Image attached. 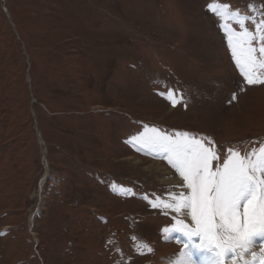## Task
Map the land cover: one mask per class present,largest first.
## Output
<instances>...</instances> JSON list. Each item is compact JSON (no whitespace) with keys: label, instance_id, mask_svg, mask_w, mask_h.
<instances>
[{"label":"rangeland","instance_id":"obj_1","mask_svg":"<svg viewBox=\"0 0 264 264\" xmlns=\"http://www.w3.org/2000/svg\"><path fill=\"white\" fill-rule=\"evenodd\" d=\"M209 5L264 14V0H0V264H170L185 250L176 219L194 226L162 206L182 178L132 138L188 132L221 159L264 144V84L246 83Z\"/></svg>","mask_w":264,"mask_h":264},{"label":"snow or ice","instance_id":"obj_2","mask_svg":"<svg viewBox=\"0 0 264 264\" xmlns=\"http://www.w3.org/2000/svg\"><path fill=\"white\" fill-rule=\"evenodd\" d=\"M209 8L223 21L221 26L232 58L246 83L264 84V14L257 20L239 11H229L230 5ZM249 8L254 10L252 5ZM229 20L240 30H234ZM249 23L254 25V32L247 27ZM161 95L173 107L182 99L172 90ZM131 142L138 143V150L153 158L166 159L188 190L171 195V202L162 204L173 213L190 216L194 225L176 219L174 230L186 237L185 250L177 264H193V249L207 253L208 264H239L241 260L243 264H264V248L259 257L254 251L260 247L255 244L256 239L264 241V144L243 155L229 148L221 159L214 147L188 132L169 135L152 127ZM213 143L208 139V145ZM157 206L152 203V207ZM195 238H199L198 243H194ZM138 250L140 254L144 250L152 252L146 243H140Z\"/></svg>","mask_w":264,"mask_h":264},{"label":"bare ground","instance_id":"obj_3","mask_svg":"<svg viewBox=\"0 0 264 264\" xmlns=\"http://www.w3.org/2000/svg\"><path fill=\"white\" fill-rule=\"evenodd\" d=\"M41 144H43V146H44V142H43V140H42V137H41ZM137 159H138V158H137ZM45 161H46V156H45ZM46 163H47V161H46ZM46 166H47V168L49 169L48 164H47ZM47 173H48V172H47ZM47 175H48V174H47ZM180 181H181V184H182V186H183V185H184V181H183L182 179H180ZM44 183H45V182L42 183V184H43L42 186H44ZM183 188H184V190H185L186 192H188V190H187L185 187H183ZM179 215H180V214H179ZM182 216L184 217L185 220H187L189 223H191L190 216L185 217L184 214H182ZM33 223H34V218L31 219V225H32ZM33 225H34V224H33ZM191 225H192V224H191ZM193 226H194V225H193ZM255 244L260 246V247H257V248L254 249V251H255L256 254H257V257H259L260 252H261V249L264 248V241H262V240L259 238L258 240L255 241ZM180 254H181V252H180ZM180 254L178 255V257H177L176 259H174L173 261H171L170 264H177V261H178V259H179V257H180ZM209 259H210V256H209L207 253H203V252H200V251H198V250L193 249V251H192V260H193V264H208ZM246 259H248V260L250 261V260L252 259V257H246ZM230 264H231V262H230ZM239 264H243V260H241V261L239 262Z\"/></svg>","mask_w":264,"mask_h":264},{"label":"water","instance_id":"obj_4","mask_svg":"<svg viewBox=\"0 0 264 264\" xmlns=\"http://www.w3.org/2000/svg\"><path fill=\"white\" fill-rule=\"evenodd\" d=\"M37 133H38V136H39L40 141H41V134H40V132H37ZM42 146H43V144H42ZM44 159H45V156H44Z\"/></svg>","mask_w":264,"mask_h":264}]
</instances>
